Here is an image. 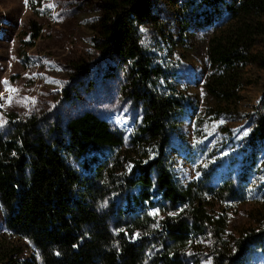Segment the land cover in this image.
Returning a JSON list of instances; mask_svg holds the SVG:
<instances>
[{
	"label": "trees",
	"instance_id": "obj_1",
	"mask_svg": "<svg viewBox=\"0 0 264 264\" xmlns=\"http://www.w3.org/2000/svg\"><path fill=\"white\" fill-rule=\"evenodd\" d=\"M206 1L221 3L210 14L218 24L202 84L218 118L237 108L247 66L264 68L255 50L264 40V0ZM95 4L93 65H106L136 121L126 138L89 110L67 118L62 105L8 114L0 130V210L8 233L28 242L32 256L0 247V264H244L251 249L264 246V225L233 235L216 207L245 199L246 171L219 184L209 175L186 186L174 179L169 146L185 100L176 66L141 40L150 0ZM183 11L180 32L198 17L191 4ZM29 30L37 39L40 27L32 22ZM248 136L264 144L262 113Z\"/></svg>",
	"mask_w": 264,
	"mask_h": 264
},
{
	"label": "rangeland",
	"instance_id": "obj_2",
	"mask_svg": "<svg viewBox=\"0 0 264 264\" xmlns=\"http://www.w3.org/2000/svg\"><path fill=\"white\" fill-rule=\"evenodd\" d=\"M185 3L198 17L180 32ZM220 6L206 0H150V26H139V32L144 45L176 66V85L185 100L169 146L176 182L186 186L209 175L219 184L246 171L245 199L216 207L225 212L228 231L236 235L264 225V144L248 136L258 114L264 115V68L247 66L237 108H225L224 115L213 117L216 109L202 84L208 70V38L218 24L210 14ZM97 17L95 0H0V130L8 114L24 117L62 105L66 118L89 110L128 137L135 112L116 93L106 65H93L99 58L90 26ZM32 22L40 27L37 39L29 30ZM255 50L264 56V40ZM253 155L256 163H247ZM9 246L25 259L32 256L28 242L8 233L0 210V247ZM244 264H264V246L251 249Z\"/></svg>",
	"mask_w": 264,
	"mask_h": 264
},
{
	"label": "snow or ice",
	"instance_id": "obj_3",
	"mask_svg": "<svg viewBox=\"0 0 264 264\" xmlns=\"http://www.w3.org/2000/svg\"><path fill=\"white\" fill-rule=\"evenodd\" d=\"M25 2L27 3L28 0H25ZM49 7H52L53 5H48ZM245 135H247V132L244 133ZM57 255H59V253H57Z\"/></svg>",
	"mask_w": 264,
	"mask_h": 264
}]
</instances>
